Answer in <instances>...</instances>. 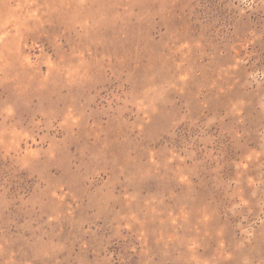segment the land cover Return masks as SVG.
<instances>
[{
  "label": "rangeland",
  "instance_id": "rangeland-1",
  "mask_svg": "<svg viewBox=\"0 0 264 264\" xmlns=\"http://www.w3.org/2000/svg\"><path fill=\"white\" fill-rule=\"evenodd\" d=\"M0 264H264V0H0Z\"/></svg>",
  "mask_w": 264,
  "mask_h": 264
}]
</instances>
